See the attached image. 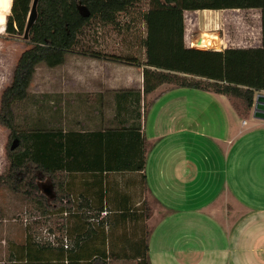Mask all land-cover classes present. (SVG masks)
Instances as JSON below:
<instances>
[{
	"label": "crops",
	"instance_id": "0c3cea01",
	"mask_svg": "<svg viewBox=\"0 0 264 264\" xmlns=\"http://www.w3.org/2000/svg\"><path fill=\"white\" fill-rule=\"evenodd\" d=\"M148 8L143 0L130 9L133 14H120L117 21L123 19L124 28L128 18V24L138 23L142 40ZM187 17L184 12L185 27ZM90 32L88 39L101 42L125 35ZM183 42L191 48L186 28ZM225 43L219 38L222 50ZM110 48L102 43L89 54L69 53L60 66L68 63L72 78L44 83L39 93L53 114L42 113L47 127L39 129L90 135L135 126L146 147L142 172L110 171L101 161L91 164L95 170L67 174L65 187L73 202L72 220L66 225L70 235H78L79 216H103V225L96 226L88 217L85 238L70 255L72 263L88 264L99 256L106 264L129 261L134 243L147 239L149 264H264V121L252 117L253 107L241 117L228 97L210 91L163 85L143 98L144 48L143 54L133 56L140 66L109 54ZM160 108H165L162 126L153 120ZM88 150L103 153L109 148L99 149L96 143ZM143 188L153 201L149 209ZM41 246L24 239L11 253L10 264H61L58 251L54 255Z\"/></svg>",
	"mask_w": 264,
	"mask_h": 264
},
{
	"label": "trees",
	"instance_id": "16d2710c",
	"mask_svg": "<svg viewBox=\"0 0 264 264\" xmlns=\"http://www.w3.org/2000/svg\"><path fill=\"white\" fill-rule=\"evenodd\" d=\"M142 1L37 0L36 18L28 30V43L32 47L21 54L12 82L0 98V126L9 131L5 153L8 166L0 176V187L21 196L26 205L33 206L41 213V217L56 210L72 211L73 202L65 187V179L70 172L95 170L91 164L101 161L108 163L106 169L110 171L144 170L146 147L139 127L111 129L104 134L90 135L39 128L22 131L15 124L13 112V107L28 97V89L40 64L48 68L62 65L65 56L78 45L86 27L93 22L100 26H117L118 16ZM147 1L149 8L143 14V98L163 85L210 91L228 97L241 117L248 115L255 94L264 92V0ZM6 4L8 6L9 0H6ZM31 4L32 0H11L4 25L6 34L24 35ZM249 9H258L261 14L260 47L213 51L184 46V12ZM10 10L11 16L7 18ZM124 61L141 65L134 58ZM136 102L138 104V100ZM142 106L144 110L145 104ZM92 139L94 142H91ZM132 141L135 142V161ZM96 143L99 149L107 145L109 150L92 153L88 148ZM39 179L49 182L53 193L51 200L40 191ZM76 244V238L73 243L70 239L68 250L59 244L61 264H74L70 255ZM41 248L46 249L44 245ZM147 253L146 239L134 243L129 258L136 259L138 264H149ZM99 257L88 264H106Z\"/></svg>",
	"mask_w": 264,
	"mask_h": 264
},
{
	"label": "rangeland",
	"instance_id": "374dc122",
	"mask_svg": "<svg viewBox=\"0 0 264 264\" xmlns=\"http://www.w3.org/2000/svg\"><path fill=\"white\" fill-rule=\"evenodd\" d=\"M6 5V0H0V23L4 22L3 25L7 22L6 14L9 10V7ZM141 8L142 7H139L138 9ZM134 12L135 10L129 11V13L132 14ZM212 12L219 13V11ZM212 12L207 13V15L201 14L199 11L188 12L186 27L184 24V33L186 28L187 43L191 45V48L199 50L217 49L221 51V47L223 46H219V38L222 39L224 43L226 42V48L228 46L233 49H237L238 47H246L249 49V47L252 48L260 45L261 14L258 9L225 10L218 15L216 14L217 18H213L214 14ZM132 14L130 16H132ZM128 21H130L129 18L125 23V28L122 25L123 19H120L119 22L117 21V26H100L97 22H94V27H92V23L83 30L79 37L78 45L70 54H89L93 50L95 44L101 45L102 43L105 44V46L109 44L111 48L107 50L108 53L118 54V56H120L119 59L123 61L133 59L134 55L143 54L142 40L141 37H139L143 28L136 22L128 24ZM92 29L94 33L98 31H107L118 32L119 34L124 33L125 35L118 39L113 38L111 41L105 40L101 42L100 40L88 39L87 35ZM201 34H203L204 38L209 42L208 45L203 44L201 41ZM31 47L25 35L12 36L6 34L4 32V26H0V98L3 91L12 82L14 69L21 54ZM70 54L68 53L65 56V61L69 60ZM110 58L118 59L115 56ZM68 69V63H66L63 68L62 66L48 68L43 64L37 67L28 89V97L13 107L15 124L22 131H29L34 128L38 129L39 127L44 128V126L47 127L45 125L47 122H42L40 120L42 119V113L45 112L46 115L50 117H52L53 114L52 111H48L45 108L47 104L44 102L45 99L43 96L39 95V93H43L45 90L42 86L44 83L72 78L69 75ZM158 107L159 106L154 108L153 111L158 109ZM160 109H163L160 110L162 114L160 113L158 116L155 115L153 120L154 123H158L162 126L166 123L164 114L165 108ZM147 114L150 115L148 109ZM149 124L150 121L147 119L148 128H150L148 126ZM8 135L9 131L0 126V176L6 172L8 166L5 154ZM38 185L40 191L44 195L47 193L49 195L48 199L51 200L53 198V193L49 182L39 179ZM142 194L145 199V206L149 209V205L153 204V201L144 188L142 189ZM60 212H62V216L58 215ZM60 212L58 210V212H51L49 215L41 217V213L33 206L26 205L21 196L14 194L6 187H0V264H10L11 253L15 254V247L19 248L18 245H21L24 239L27 238L31 241L33 247L44 245V247L49 250V253L51 251L54 255H56L55 252L58 250L54 251L48 247L57 249L60 247L59 244L63 243L64 239H67L69 245L70 239L72 241L75 239V236L72 237L66 228V225L72 219H70L71 216L69 213L64 211ZM160 215H162V212H160ZM88 217H93L94 222L91 223H93L94 226L97 224L103 225L100 224L103 216H99L98 213H93ZM88 217H78L80 223L78 225L79 232L76 241L85 238L87 233L85 225H87ZM109 264H138V261L136 259L120 263L111 261Z\"/></svg>",
	"mask_w": 264,
	"mask_h": 264
},
{
	"label": "water",
	"instance_id": "95a60500",
	"mask_svg": "<svg viewBox=\"0 0 264 264\" xmlns=\"http://www.w3.org/2000/svg\"><path fill=\"white\" fill-rule=\"evenodd\" d=\"M36 3L37 0H33L32 7L27 20L26 29L24 32L26 38H28V30L36 18ZM252 117L256 120L264 121V92H258L254 97Z\"/></svg>",
	"mask_w": 264,
	"mask_h": 264
},
{
	"label": "built area",
	"instance_id": "2783aa9c",
	"mask_svg": "<svg viewBox=\"0 0 264 264\" xmlns=\"http://www.w3.org/2000/svg\"><path fill=\"white\" fill-rule=\"evenodd\" d=\"M32 1H33V0H32ZM10 14H11V10H10V13H9V15H8L7 17L11 16ZM212 50H214V49H212ZM214 51H215V50H214ZM69 246H70V243H69V245H68V241H67V239H64V240H63V243H62V247H63V249H64V250H68V249H69Z\"/></svg>",
	"mask_w": 264,
	"mask_h": 264
},
{
	"label": "bare ground",
	"instance_id": "6f19581e",
	"mask_svg": "<svg viewBox=\"0 0 264 264\" xmlns=\"http://www.w3.org/2000/svg\"><path fill=\"white\" fill-rule=\"evenodd\" d=\"M215 51H218L217 49H214Z\"/></svg>",
	"mask_w": 264,
	"mask_h": 264
}]
</instances>
